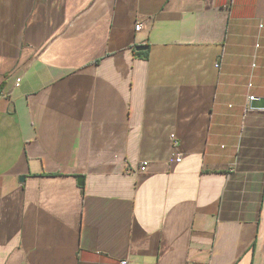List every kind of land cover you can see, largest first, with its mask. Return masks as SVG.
<instances>
[{"label":"crops","instance_id":"1","mask_svg":"<svg viewBox=\"0 0 264 264\" xmlns=\"http://www.w3.org/2000/svg\"><path fill=\"white\" fill-rule=\"evenodd\" d=\"M250 96L264 0H0V264H264Z\"/></svg>","mask_w":264,"mask_h":264},{"label":"built area","instance_id":"2","mask_svg":"<svg viewBox=\"0 0 264 264\" xmlns=\"http://www.w3.org/2000/svg\"><path fill=\"white\" fill-rule=\"evenodd\" d=\"M141 28V23L138 22L135 24V30H139ZM249 100H253V96H250L249 97ZM171 142H172V147H173V151H172V155L174 156V160L176 162H179L181 160V153L179 152L178 150V140L173 136L171 135ZM147 163H142L140 166H139V170H144L145 169V166H146ZM127 261L126 260H122L120 261V264H126Z\"/></svg>","mask_w":264,"mask_h":264},{"label":"water","instance_id":"3","mask_svg":"<svg viewBox=\"0 0 264 264\" xmlns=\"http://www.w3.org/2000/svg\"><path fill=\"white\" fill-rule=\"evenodd\" d=\"M146 45H137L135 47L136 50H144L146 49ZM251 108L253 109H262L264 110V97H256L254 100L250 103ZM82 181V177H80V182Z\"/></svg>","mask_w":264,"mask_h":264},{"label":"trees","instance_id":"4","mask_svg":"<svg viewBox=\"0 0 264 264\" xmlns=\"http://www.w3.org/2000/svg\"><path fill=\"white\" fill-rule=\"evenodd\" d=\"M138 55H140L141 57H144L146 58L148 56V53L145 51V52H136Z\"/></svg>","mask_w":264,"mask_h":264}]
</instances>
